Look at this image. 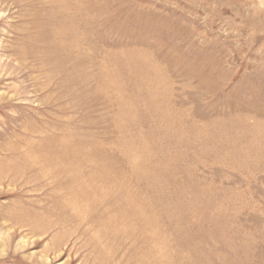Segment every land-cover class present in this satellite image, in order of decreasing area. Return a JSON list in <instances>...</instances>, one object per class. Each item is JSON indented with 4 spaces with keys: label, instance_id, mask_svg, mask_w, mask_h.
I'll list each match as a JSON object with an SVG mask.
<instances>
[{
    "label": "rangeland",
    "instance_id": "1",
    "mask_svg": "<svg viewBox=\"0 0 264 264\" xmlns=\"http://www.w3.org/2000/svg\"><path fill=\"white\" fill-rule=\"evenodd\" d=\"M0 264H264V0H0Z\"/></svg>",
    "mask_w": 264,
    "mask_h": 264
}]
</instances>
